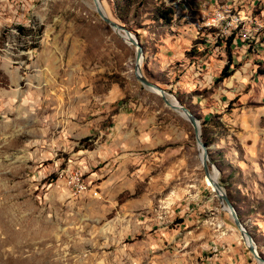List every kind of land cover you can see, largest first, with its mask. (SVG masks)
Returning <instances> with one entry per match:
<instances>
[{
    "label": "rangeland",
    "instance_id": "1",
    "mask_svg": "<svg viewBox=\"0 0 264 264\" xmlns=\"http://www.w3.org/2000/svg\"><path fill=\"white\" fill-rule=\"evenodd\" d=\"M101 1L144 46L143 75L197 116L242 226L189 118L137 78L93 0H0V264H264V0H145L121 18ZM232 34L239 65L219 81Z\"/></svg>",
    "mask_w": 264,
    "mask_h": 264
},
{
    "label": "water",
    "instance_id": "2",
    "mask_svg": "<svg viewBox=\"0 0 264 264\" xmlns=\"http://www.w3.org/2000/svg\"><path fill=\"white\" fill-rule=\"evenodd\" d=\"M97 12L100 14V16L103 18V20L109 24L111 27H113L119 34H121L130 44L134 45L136 48V63H135V74L137 78L144 83L145 85L149 86L153 90H158L160 91L162 98L164 101L171 106L172 108H175L176 110L180 111L183 115H185L187 118H189L190 122L194 126L197 141L199 143L200 148L202 149V161L204 165V169L206 172V176L211 180V182L215 185L216 190L218 192V195L223 203L224 208L231 214L233 217L235 223L238 226H242V221L239 217L238 211L231 201L228 193L224 189V187L220 184V181L217 179H214L212 177V169L210 168L209 165V155H208V146L207 144L203 141L202 138V128L200 123L198 122L197 116L188 108L185 107L182 104H179L178 102H173L167 92L165 91L164 88H162L160 85L150 81L146 76L143 75L142 73V60L145 54L144 51V46L140 43L139 39L134 35V33L130 30L127 29L124 25L116 22L108 14L105 12L102 6V1L101 0H93Z\"/></svg>",
    "mask_w": 264,
    "mask_h": 264
},
{
    "label": "trees",
    "instance_id": "3",
    "mask_svg": "<svg viewBox=\"0 0 264 264\" xmlns=\"http://www.w3.org/2000/svg\"><path fill=\"white\" fill-rule=\"evenodd\" d=\"M142 1H145V0H118L116 2V13H117L118 17L119 18L122 17L123 10L125 7H132L133 5H137L138 2L141 3ZM175 15H176V11H175L174 6H172V5L161 4V5L157 6L155 9V18L157 20H160L164 26H172L173 22H174ZM116 22H118V21H116ZM19 29L24 30L23 27H19ZM235 37H236L235 34H232L230 37H228L226 39L218 37L219 41L226 43V47L228 49V58H229L228 64H226V66L224 67V69L222 70V72L220 74V77L218 78L219 81H223L224 79L232 76L235 73V71L239 65L235 62L234 55L232 52V50H233L232 45L234 43ZM201 43L206 44L207 41L202 40ZM220 46H222V45L220 44ZM259 51L260 50L257 49V53H259ZM260 64H262V63H260ZM205 122L206 123L213 122L212 116H210L209 118H205ZM209 143H212L211 139H208L206 142L207 145Z\"/></svg>",
    "mask_w": 264,
    "mask_h": 264
},
{
    "label": "built area",
    "instance_id": "4",
    "mask_svg": "<svg viewBox=\"0 0 264 264\" xmlns=\"http://www.w3.org/2000/svg\"><path fill=\"white\" fill-rule=\"evenodd\" d=\"M68 183L70 187L79 193L85 192L88 189L87 184L83 180L82 174L77 170L69 174Z\"/></svg>",
    "mask_w": 264,
    "mask_h": 264
},
{
    "label": "bare ground",
    "instance_id": "5",
    "mask_svg": "<svg viewBox=\"0 0 264 264\" xmlns=\"http://www.w3.org/2000/svg\"><path fill=\"white\" fill-rule=\"evenodd\" d=\"M102 6H103V9L105 10V12L107 13V11H106V9H105V7H104V5L102 4ZM108 14V13H107ZM109 16V15H108ZM143 60H144V57H143ZM143 60H142V62H143ZM157 93H160V91H158V90H155ZM161 94V93H160ZM170 98V97H169ZM173 102H177L175 99H172V98H170ZM212 177L214 178V179H219L218 178V174H217V172H212ZM207 179H208V184H210L211 186H212V188L217 192V190H216V187H215V185L211 182V180L207 177ZM213 184V185H212ZM218 193V192H217ZM219 196V195H218Z\"/></svg>",
    "mask_w": 264,
    "mask_h": 264
}]
</instances>
